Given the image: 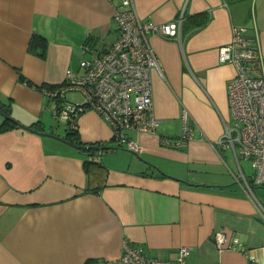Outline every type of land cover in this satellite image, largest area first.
<instances>
[{
	"label": "crops",
	"instance_id": "0c3cea01",
	"mask_svg": "<svg viewBox=\"0 0 264 264\" xmlns=\"http://www.w3.org/2000/svg\"><path fill=\"white\" fill-rule=\"evenodd\" d=\"M132 1L143 20L183 13L179 40L148 35L161 63L150 73L155 132L128 131L142 147L134 152L89 108L76 116V141L112 147L92 155L18 125L1 131L0 264H85L119 256L124 242L171 260L185 245L184 264H264V214L226 170L222 153L235 163L232 151L212 144L232 122L227 83L235 66L218 60V48L233 26L248 27L262 59L250 72L264 73V0ZM120 2L0 0V101L10 115L46 130L63 101L36 86L60 85L67 69L107 49L119 34ZM34 34L46 38L44 57L29 49ZM183 109L192 136L178 145ZM219 229L236 234L244 251L219 250Z\"/></svg>",
	"mask_w": 264,
	"mask_h": 264
},
{
	"label": "built area",
	"instance_id": "2783aa9c",
	"mask_svg": "<svg viewBox=\"0 0 264 264\" xmlns=\"http://www.w3.org/2000/svg\"><path fill=\"white\" fill-rule=\"evenodd\" d=\"M119 34L113 43L92 59H81L79 70L67 69L63 83L45 89L51 98L63 101L54 104V114L76 129V116L85 109L98 111L111 125L119 146L134 152L142 147L127 135L130 130L154 133L160 119L155 116L152 100L151 70L161 72V63L149 42L150 33L179 40L183 13L171 21L156 23L143 20L132 0H121L114 10ZM248 27L233 26L230 40L218 48V60L235 66V74L227 83V100L232 122L224 124L221 137L212 144L219 150L229 148L237 167L235 174L250 195L258 210L264 214V205L253 194L252 183L264 184V73L253 75L251 65L262 62L258 44L246 33ZM80 91L79 102L65 100L67 91ZM186 109L182 112V132L175 143L182 145L192 136ZM162 142H168L161 137ZM249 160L254 170L249 179L241 165ZM219 250L244 251L240 239L225 229L214 233ZM123 252L116 257L98 259L94 264H184L188 247L178 248L174 259L148 256L143 247L124 242Z\"/></svg>",
	"mask_w": 264,
	"mask_h": 264
},
{
	"label": "rangeland",
	"instance_id": "374dc122",
	"mask_svg": "<svg viewBox=\"0 0 264 264\" xmlns=\"http://www.w3.org/2000/svg\"><path fill=\"white\" fill-rule=\"evenodd\" d=\"M82 98H83V96H82L80 91L70 90V91L66 92V99L68 101H80ZM50 119H51V122L46 124V130L47 131L52 130V131H54L53 133L59 134V135L66 134L69 131V123L67 121L61 119L60 117L53 116L52 114L50 116ZM52 139H54V138H52ZM62 143H63V145H65L66 149H74L73 147L69 146L68 144H66L64 142H62ZM222 154L224 155V159L227 162V163L226 162H223V163H224L228 173L231 174L229 168L233 172L236 173L237 169H236L235 163L232 161L231 152L228 150H226V151L224 150V152ZM227 164H228V166H227ZM241 165L243 167L245 174L248 176V178L253 179L254 170L252 169V167L250 165V161L249 160H242ZM252 185H253V194L260 201V203L262 205H264V185L259 184V183H254V182L252 183Z\"/></svg>",
	"mask_w": 264,
	"mask_h": 264
},
{
	"label": "trees",
	"instance_id": "16d2710c",
	"mask_svg": "<svg viewBox=\"0 0 264 264\" xmlns=\"http://www.w3.org/2000/svg\"><path fill=\"white\" fill-rule=\"evenodd\" d=\"M200 21H197V24H199ZM46 38L43 36V35H40V34H34L30 40V43H29V49L30 51L36 53L37 55L41 56V57H44L45 56V51H46ZM19 77L22 79V80H26L28 81L27 79L24 78V76L22 74L19 75ZM36 86V85H35ZM38 88H41L43 90V88H46V89H52L54 88L55 86L54 85H48V84H42V85H39V86H36ZM0 109L3 110L4 112L9 113V108L7 107V105L3 102L0 101ZM30 126L34 127L35 129H38V130H43V128L41 126H39L36 122L35 123H31L29 124ZM13 126H16V124L9 120V119H4L2 121V123L0 124V132L1 131H4V130H7L9 129L10 127H13ZM70 131H68L64 137H66L67 139L69 140H75L76 141V137H75V129H69ZM77 143H79L78 141H76ZM108 148H112V147H107V146H104L103 149L105 150H108ZM83 152L85 153H88V154H93L95 151L93 150H90V149H82ZM93 164V163H96V160L91 157L90 159H87L84 161V166H85V169L86 170H89L88 168V165L89 164ZM89 190H92V191H97V189H89ZM95 259H89L85 264H94L95 263Z\"/></svg>",
	"mask_w": 264,
	"mask_h": 264
},
{
	"label": "water",
	"instance_id": "95a60500",
	"mask_svg": "<svg viewBox=\"0 0 264 264\" xmlns=\"http://www.w3.org/2000/svg\"><path fill=\"white\" fill-rule=\"evenodd\" d=\"M0 113L2 114V116L4 117V119H9L11 121H13L16 125L23 127L25 129H29L31 131H34L42 136H48L54 139H57L59 141H62L74 148H76L77 150H82V149H90L93 151H97V150H101L104 148V146H100L98 144H82V143H77L74 142L72 140L67 139L66 137L59 135V134H55L51 131H46V130H38L35 129L34 127L30 126V125H26L24 123H22L21 121H19L18 119H16L15 117H13L12 115L4 112L3 110L0 109Z\"/></svg>",
	"mask_w": 264,
	"mask_h": 264
}]
</instances>
